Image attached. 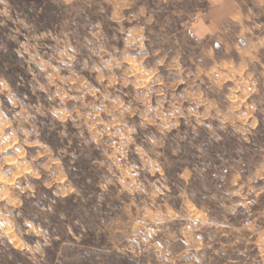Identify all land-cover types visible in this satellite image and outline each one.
I'll return each mask as SVG.
<instances>
[{
    "label": "clouds",
    "instance_id": "obj_1",
    "mask_svg": "<svg viewBox=\"0 0 264 264\" xmlns=\"http://www.w3.org/2000/svg\"><path fill=\"white\" fill-rule=\"evenodd\" d=\"M0 264H264V0H0Z\"/></svg>",
    "mask_w": 264,
    "mask_h": 264
}]
</instances>
